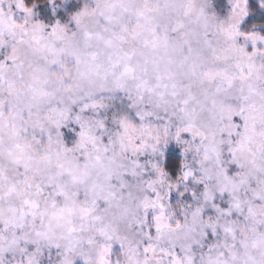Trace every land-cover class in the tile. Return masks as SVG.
Here are the masks:
<instances>
[{
	"label": "snow or ice",
	"instance_id": "snow-or-ice-1",
	"mask_svg": "<svg viewBox=\"0 0 264 264\" xmlns=\"http://www.w3.org/2000/svg\"><path fill=\"white\" fill-rule=\"evenodd\" d=\"M0 264H264V0H0Z\"/></svg>",
	"mask_w": 264,
	"mask_h": 264
}]
</instances>
